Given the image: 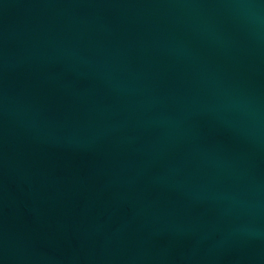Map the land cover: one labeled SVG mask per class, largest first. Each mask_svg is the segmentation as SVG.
Masks as SVG:
<instances>
[{
  "label": "water",
  "instance_id": "obj_1",
  "mask_svg": "<svg viewBox=\"0 0 264 264\" xmlns=\"http://www.w3.org/2000/svg\"><path fill=\"white\" fill-rule=\"evenodd\" d=\"M0 264H264V0H0Z\"/></svg>",
  "mask_w": 264,
  "mask_h": 264
}]
</instances>
